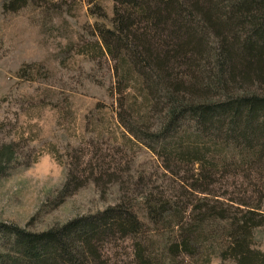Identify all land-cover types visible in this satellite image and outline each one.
<instances>
[{
	"label": "rangeland",
	"instance_id": "rangeland-1",
	"mask_svg": "<svg viewBox=\"0 0 264 264\" xmlns=\"http://www.w3.org/2000/svg\"><path fill=\"white\" fill-rule=\"evenodd\" d=\"M11 1L0 0V254L9 248L5 227L42 232L124 203L143 231L110 236L100 249L107 264H138V240L157 252L175 230L166 213L151 220L149 205L194 203L187 189L199 165L166 161L148 146L161 151L149 133L159 130L163 111L121 80L101 44L95 25L111 26V0H25L16 10L5 7ZM97 6L108 18L91 14ZM228 161L199 187L255 203L262 177ZM209 238L174 264H235L220 257L218 237ZM252 245L264 253V225L253 229ZM153 263L169 264L163 256Z\"/></svg>",
	"mask_w": 264,
	"mask_h": 264
},
{
	"label": "trees",
	"instance_id": "trees-1",
	"mask_svg": "<svg viewBox=\"0 0 264 264\" xmlns=\"http://www.w3.org/2000/svg\"><path fill=\"white\" fill-rule=\"evenodd\" d=\"M24 1L5 7L16 10ZM111 1V26L95 25L101 44L121 80L136 84L149 109L163 111L159 130L149 133L161 151L148 146L166 161L199 165L187 189L194 203L149 205L151 220L166 213L175 230L157 252L138 240L134 260L193 258L213 235L222 259L264 264V253L252 245L253 229L264 225V195L255 203L237 202L199 187L228 160L255 169L264 183V0ZM90 12L108 18L100 6ZM144 225L117 203L42 232L5 227L9 248L0 264H107L100 243L139 236Z\"/></svg>",
	"mask_w": 264,
	"mask_h": 264
}]
</instances>
